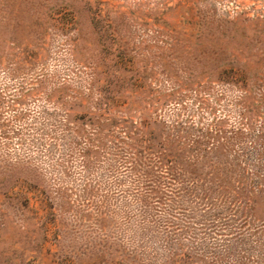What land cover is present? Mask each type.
Returning a JSON list of instances; mask_svg holds the SVG:
<instances>
[{"label":"rangeland","instance_id":"rangeland-1","mask_svg":"<svg viewBox=\"0 0 264 264\" xmlns=\"http://www.w3.org/2000/svg\"><path fill=\"white\" fill-rule=\"evenodd\" d=\"M0 264H264V0H0Z\"/></svg>","mask_w":264,"mask_h":264},{"label":"trees","instance_id":"trees-1","mask_svg":"<svg viewBox=\"0 0 264 264\" xmlns=\"http://www.w3.org/2000/svg\"><path fill=\"white\" fill-rule=\"evenodd\" d=\"M152 138H153V137H152ZM150 140H151V141H154V142H153L154 151H155V152H158V154H161V152H163L164 149H165V145H163L162 143H160V140L157 142L155 138L150 139ZM163 142L166 144V141H163ZM170 145H173V143L170 142V144H169L168 146H170ZM173 146H174V145H173ZM161 149H162V151H161ZM168 149H169V148H168ZM178 149H180V148H178ZM171 151H172V149H169V152H170V153H171ZM149 190H152V191H153V189H149ZM250 202H253V201H250Z\"/></svg>","mask_w":264,"mask_h":264}]
</instances>
